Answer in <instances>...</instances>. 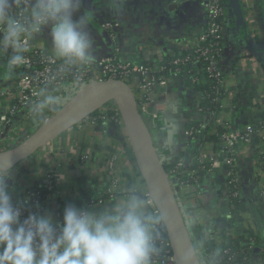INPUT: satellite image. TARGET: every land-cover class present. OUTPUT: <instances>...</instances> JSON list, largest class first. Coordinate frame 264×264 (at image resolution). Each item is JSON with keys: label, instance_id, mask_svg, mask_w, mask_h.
Returning <instances> with one entry per match:
<instances>
[{"label": "crops", "instance_id": "obj_1", "mask_svg": "<svg viewBox=\"0 0 264 264\" xmlns=\"http://www.w3.org/2000/svg\"><path fill=\"white\" fill-rule=\"evenodd\" d=\"M256 2L261 10L255 11L252 18L247 14L243 0H238L236 6L229 5L233 22L232 27L225 28L223 48L225 55L235 63L229 64L227 76L230 90L229 97L227 95L226 98L229 102L223 100L225 106L216 113L228 129L231 126L242 128L257 123L264 113V0ZM77 15L86 17V30L93 40L95 61L114 52L115 46H120L122 59L147 63L161 76L166 75L159 71L163 70L167 58L195 45L206 21L201 0H82ZM105 21L116 26L104 28L102 23ZM253 29L260 34L255 40ZM112 33L117 35L119 45H114ZM31 37L35 46L44 51L53 50L50 26L33 33ZM253 40L258 45H247ZM252 48L258 51L257 54H249V57L247 53ZM9 55L11 50L7 54L0 53V85L15 83L21 76V65L14 72L8 70ZM243 55L249 58L246 66L241 62ZM168 79L167 86H158L155 93L158 96L162 90L167 91L169 105L173 109L171 129L165 127L163 114L160 115L161 118L145 117L161 156L167 157L168 153L185 151L186 159L194 158L196 148L198 149L195 146L200 144L204 154L216 151L214 143L196 144L181 137L182 131L195 127L190 124L201 119L203 113L197 105L195 90L188 86L185 78L170 76ZM71 91L69 85L63 89H54L61 102ZM158 108L164 112L167 105L160 104ZM27 126L26 132L30 135L35 130L33 126ZM113 126L89 122L82 129L73 127V139L58 137L42 151H37L28 158L22 166L13 168L5 180L7 186L12 184V198L23 197L26 192L38 188L50 169H53L51 171L55 177V185L42 201L40 214H51L55 222H63L66 207H87L95 196L104 199L93 207L96 210H102L124 198L128 185H139L141 174L128 136L124 130H115ZM111 147L119 154L114 170L107 166V155ZM165 147L169 148V152L164 151ZM242 152L243 159L239 163V169L244 193L260 209L258 218L253 219L248 212L247 218L244 217L245 212L235 214L233 218V231L247 245L260 230L264 231V199L260 194L264 176H259L262 167L259 161L264 157V140L255 138L253 142L243 146ZM85 155H89V158H84ZM114 179H119L121 183L115 192L109 194L108 189ZM225 180L223 168L207 170L200 172L197 181L191 182L188 188L182 190L188 218H194V228L190 226L191 233L196 236L201 227L207 236L216 239L217 244L224 243L226 230H229L226 213L231 206L223 188ZM202 195H209L211 198L208 201L209 215L198 208L203 202Z\"/></svg>", "mask_w": 264, "mask_h": 264}, {"label": "built area", "instance_id": "obj_2", "mask_svg": "<svg viewBox=\"0 0 264 264\" xmlns=\"http://www.w3.org/2000/svg\"><path fill=\"white\" fill-rule=\"evenodd\" d=\"M201 2L204 7L206 21L201 29V32L199 33V39L195 44H199L209 35H214L216 38L222 37V39H224L221 32H223L225 28L232 27L231 22H233V20L230 18L231 13L229 12V4L223 6L222 0H201ZM243 2L245 4V10H247L246 12L249 16H251V18L252 15H254V12L260 9L259 3H257L256 0H243ZM221 17L223 18L224 22L222 25L217 21H214ZM102 26L104 28L111 29L116 25L110 21H105L102 23ZM250 29H252L251 24ZM253 30L255 32L253 39L255 40L258 36V33L255 31V29ZM31 36L28 37L27 43L29 50L23 53L25 62L21 65V67L24 68V72L21 74L17 82L8 83L0 87V152L11 149L18 145L19 142L26 139L29 136L26 132V128L28 127L27 125L33 126L34 130L39 129L51 118L57 115L84 89L96 82L107 81L110 79L124 81L130 87H132L136 96L139 110L144 117L152 116L161 118L160 115L163 114L162 119L164 121L165 127L171 129V116L173 114V109H171L169 105L167 91L162 90L159 92L158 96H156L155 90L158 88V86H167V83L169 82L168 78H170V76L181 77L180 74H171L164 70L166 75H158L154 68H152L147 63H137L127 59H122L120 55V46H115L114 52H110L99 60H96L89 68H78L73 73L66 74L62 80L53 82L49 79V77L52 73L57 71L61 62L55 57L53 50L44 51L38 46H35L32 42ZM112 38L114 45H119L117 35L112 33ZM221 50L222 49H218V53H220L218 55V60H215L211 56V52H213V50H202L198 56V65L203 67L205 63L204 61H209L207 68L218 81L216 93L222 96L224 102L226 101L227 103L229 101L226 96L228 95L229 97L230 90V83L227 79V76L229 75V66L234 64L235 61H231L229 57L225 55L224 48L222 51ZM247 54L250 57L249 53ZM248 56L244 57L243 55V58L241 59L242 64L245 66L249 60ZM177 61H179V59H177ZM187 61H189V59H187ZM74 77L78 78V83H73ZM66 85H69L72 88V91L68 93L62 102L52 108L46 109L42 113H37L35 111V104L43 89H63L66 87ZM109 103L110 106H104L101 108V123L105 125H114L113 127L115 130L120 131L122 129L126 133L122 115L120 119L117 118V113L121 114L120 108L116 104H112L111 102ZM160 104L167 105V109L164 110V112L159 110L158 107ZM200 110L202 112V109ZM112 112H116V114H112ZM202 113L203 115L201 119L198 120L197 128L190 127L189 129H185L181 132V137L188 140L192 139L196 131H199L201 137H206L210 127L222 124L223 119L219 115L217 116L216 113ZM83 122H86V120L80 122L76 126L82 129ZM89 122L97 123L95 121ZM89 122H86V124ZM255 138L264 140V118H261L257 123H251L243 126L242 128H235L231 126L226 132L223 133L220 142L216 145V151L204 154L200 149V145H198V156H194V158L190 159H186V157H180L176 159L170 171H167L188 228L191 225L188 223V210L182 200V190L185 187L188 188L191 182L197 181L200 172L226 167L227 169L225 171L227 172V177L229 178L228 183L229 185L233 186L234 189L233 195H239L238 189L240 185H242V180L240 173L236 169L239 166L240 161L243 159V146L245 144H250ZM50 143L51 142L41 147L39 151H42ZM180 152L181 151L174 153L172 156H179ZM118 155V152L114 148L111 147V149H109V154L107 155V166L112 170L115 169V163ZM84 158H89V155H85ZM195 164L197 165V168H191L190 170L189 167H192ZM261 164L262 167L259 171V176L262 178L264 176V157ZM51 170L53 169H50V171L46 173L45 180L39 185V187L48 188L50 192L54 189L55 185V177ZM183 173L188 174L189 178L186 180L175 179L177 176ZM139 181L140 187L145 185L142 187V189L151 196L142 174L139 178ZM120 183L121 181L119 179H114L113 183L108 189L109 194L115 192ZM225 193L226 195L229 193L228 189ZM260 194L264 199V183L260 184ZM39 195L40 191H35V189H33L32 191L26 192L23 197L12 198L13 204L21 209V221L26 219L29 213H41L32 211L29 208V203L31 202H34V204H36L38 207H41L42 201H39ZM103 201L104 199L101 196H95L89 201V205L87 207H82V209L93 208L96 204ZM152 209L154 211L160 212L153 198ZM235 214L237 213L235 210L233 211L232 207L229 209V211H227L226 217L228 215L235 217ZM243 214L246 218L249 216L247 212ZM159 231L160 237L158 239V246L160 248V252L154 258V264H178L164 223L160 226ZM229 233L234 237H238L235 231L229 230H226L225 236H227ZM254 243L255 238H251V243L249 246H252L248 247L247 249L250 250L253 248ZM196 248L202 263L205 264V262H209V256H206L202 252L200 246L197 245ZM226 252L228 251L226 250ZM260 264H264V260Z\"/></svg>", "mask_w": 264, "mask_h": 264}, {"label": "clouds", "instance_id": "obj_3", "mask_svg": "<svg viewBox=\"0 0 264 264\" xmlns=\"http://www.w3.org/2000/svg\"><path fill=\"white\" fill-rule=\"evenodd\" d=\"M81 2L0 0V53L11 50L8 70L24 64L28 37L46 26L61 62L51 81L89 68L96 57L86 17L77 15ZM78 82L74 77L73 83ZM60 102L54 90L45 88L35 111L42 113ZM10 171L0 169V264H154L165 217L152 209V197L136 183L128 185L124 198L102 210L66 207L63 223L54 222L51 214L33 213L21 221V209L13 204L5 183Z\"/></svg>", "mask_w": 264, "mask_h": 264}, {"label": "water", "instance_id": "obj_4", "mask_svg": "<svg viewBox=\"0 0 264 264\" xmlns=\"http://www.w3.org/2000/svg\"><path fill=\"white\" fill-rule=\"evenodd\" d=\"M109 102H114L120 108L139 170L156 206L165 217L164 225L178 264H203L198 250L192 251L195 247L194 240L165 168V157H161L155 145L145 117L139 110L134 90L124 81H99L84 89L21 143L1 151L0 169H13Z\"/></svg>", "mask_w": 264, "mask_h": 264}, {"label": "trees", "instance_id": "obj_5", "mask_svg": "<svg viewBox=\"0 0 264 264\" xmlns=\"http://www.w3.org/2000/svg\"><path fill=\"white\" fill-rule=\"evenodd\" d=\"M222 4L223 6L226 4L229 5L233 4L236 6L238 4V0H222ZM214 21H217L221 25L224 24L222 17ZM224 31L221 32L223 37H224ZM223 45L224 44L222 37L216 38L214 35H209L205 40L201 41L199 44L192 45L191 47L182 50L180 54L169 56L167 58L166 63L163 65V70L159 71V73L162 74L164 70L168 71L171 74L178 73L183 78H185L188 86H190L191 89L195 90L198 100L197 103L198 106L201 107L202 112L218 113L225 104H223L222 96L216 93L218 81L216 77H214L207 68V66L209 65V61L208 60L204 61L205 63L203 67H200V65H198V56L200 55L202 50L210 49L213 50V52H211L212 53L211 56L215 60H218L219 57L218 55L220 54L218 53V49L223 50ZM247 45H258V43L255 42L251 43L249 41ZM257 51H258L257 49L252 48L249 54H257ZM177 59H179V61H177ZM187 59H189V61H187ZM23 72H24V68L21 67V74ZM7 83H2L0 87L6 85ZM108 104H106L105 106H108ZM112 114L115 113L112 112ZM261 117L264 118V113L262 114ZM87 119L91 121H95L97 123H101L102 121L101 109L91 114V116H89ZM190 125L195 126L197 128L198 121L193 122V124L191 123ZM227 130L228 128L225 125L218 124L209 128L206 137H201L199 131H196L194 133V137L190 139L189 142L196 144L197 143L199 144L201 142H210V143H214V145L216 146L220 142L223 133L226 132ZM65 134L66 132L64 134H61L59 137H64ZM215 149H217V147H215ZM164 151L169 152V148L165 147ZM184 153L185 151H181V154L179 153V157L177 158H174V156H172V153H168V156L164 161L166 170L170 171L176 159L180 157H185ZM25 161L19 163L17 166H22V164H24ZM259 162L261 163L263 162V157ZM191 168H197V165L195 164L192 167H189L190 170ZM223 169L226 170L227 168L224 167ZM236 170H238V172L240 173L239 166L237 167ZM225 174H226V180L225 183L223 184V188H225V192L226 189H228L229 191V193H227L229 206H231V208L233 207V211L235 210L237 214L248 212L252 214L253 219L255 217L258 218L260 209L255 207L254 201H252L251 198L246 197L243 189V179L241 173L240 175H241L242 185H240L238 189L239 195L237 196L233 195L234 189L233 186L229 185L228 183L229 178L227 177L226 171ZM188 178L189 175L183 173L177 176V178L175 179L186 180ZM8 188L12 193L11 190L12 184H9ZM35 191H40V195H39L40 202L43 201L44 198L50 192L46 187H38L35 189ZM29 208L32 211L40 212V207L34 204V202L29 203ZM234 224H235L234 219L232 217L228 218L229 231L234 230L233 229ZM193 225L192 228H194ZM203 230L204 229L200 227L199 234L195 236L194 234L191 233V229L189 227V231L194 240L195 247L197 245L200 246L202 252L206 256H209L210 261L207 263L205 262V264H260L264 260V231L260 230L258 234L255 235L254 237L255 243L253 245L254 247L251 248L250 250H247V248L251 247L252 245L249 246V244L247 245L245 243L243 244L239 236L234 237L229 233L226 236V239L223 244H219V243L217 244L216 239L207 236L206 232H204ZM226 250L228 252H226Z\"/></svg>", "mask_w": 264, "mask_h": 264}, {"label": "rangeland", "instance_id": "obj_6", "mask_svg": "<svg viewBox=\"0 0 264 264\" xmlns=\"http://www.w3.org/2000/svg\"><path fill=\"white\" fill-rule=\"evenodd\" d=\"M262 22H263V20H262ZM258 33V32H257ZM258 35H260L259 33H258ZM259 40V39H258ZM112 104H115L114 102H111ZM108 106H110V104H108ZM115 114H116V112H115ZM117 118H121V114H119V113H117ZM89 121H91V120H89V119H86V122H89ZM86 122H83L82 123V128H84L85 126H86ZM76 127V126H75ZM79 129H80V127H79ZM68 132V131H67ZM66 132V134H65V136L64 137H66L67 139H73L74 138V132H71V129H70V132H68L67 133ZM190 140V139H189ZM22 142V141H21ZM21 142H19V143H21ZM55 147V146H54ZM198 147V146H197ZM200 147H201V144H200ZM56 148V147H55ZM56 150H57V148H56ZM116 150V149H115ZM54 151V150H53ZM117 151V150H116ZM56 152V151H55ZM118 152V151H117ZM252 153V152H251ZM254 154V153H253ZM173 155V154H172ZM195 155L196 156H198V152H197V148H196V151H195ZM177 157H179L178 155H175L174 156V158H177ZM184 158V157H183ZM145 186V185H144ZM201 198H202V200H203V202H201V205H199V207L198 208H200L203 212H205V213H209L210 212V210H209V200H211V198H210V196L209 195H207L206 197L204 196V195H202L201 196ZM209 215V214H208ZM227 218H231V216L230 215H228L227 216ZM232 218H234V217H232Z\"/></svg>", "mask_w": 264, "mask_h": 264}]
</instances>
